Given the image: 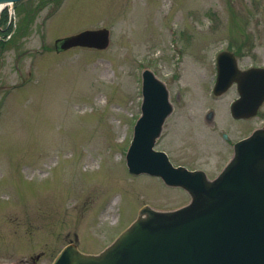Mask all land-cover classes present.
Instances as JSON below:
<instances>
[{"label":"rangeland","instance_id":"374dc122","mask_svg":"<svg viewBox=\"0 0 264 264\" xmlns=\"http://www.w3.org/2000/svg\"><path fill=\"white\" fill-rule=\"evenodd\" d=\"M14 3L0 12V264H51L69 243L96 254L141 207L188 204L183 189L127 170L143 69L169 92L173 111L155 148L173 165L212 179L232 144L264 125V103L237 121L235 86L211 91L220 52L239 69L264 65V0ZM86 29H107L109 45L56 49Z\"/></svg>","mask_w":264,"mask_h":264},{"label":"water","instance_id":"95a60500","mask_svg":"<svg viewBox=\"0 0 264 264\" xmlns=\"http://www.w3.org/2000/svg\"><path fill=\"white\" fill-rule=\"evenodd\" d=\"M4 0H0V5ZM16 1V0H13ZM107 31H85L56 41V49L86 46L103 49ZM237 83L233 118L256 115L264 101V69L238 71L230 53L217 56L214 95ZM142 116L134 127L126 159L130 173H148L180 186L190 202L175 211L148 207L98 256L65 248L53 264H264V129L233 147V157L214 180L202 171L173 168L152 146L172 108L162 82L142 72Z\"/></svg>","mask_w":264,"mask_h":264},{"label":"bare ground","instance_id":"6f19581e","mask_svg":"<svg viewBox=\"0 0 264 264\" xmlns=\"http://www.w3.org/2000/svg\"><path fill=\"white\" fill-rule=\"evenodd\" d=\"M14 1L13 0H4L2 2V4L0 5V12L4 9V8H12L14 9ZM134 202H132V206H133ZM90 243L91 244V240L90 238L87 240V244ZM94 244V243H93ZM96 244V243H95ZM92 245V244H91Z\"/></svg>","mask_w":264,"mask_h":264},{"label":"flooded vegetation","instance_id":"af4514ba","mask_svg":"<svg viewBox=\"0 0 264 264\" xmlns=\"http://www.w3.org/2000/svg\"><path fill=\"white\" fill-rule=\"evenodd\" d=\"M263 127H264V125H263Z\"/></svg>","mask_w":264,"mask_h":264}]
</instances>
